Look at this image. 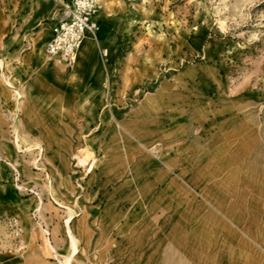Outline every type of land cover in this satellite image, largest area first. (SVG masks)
Masks as SVG:
<instances>
[{
  "label": "rangeland",
  "instance_id": "374dc122",
  "mask_svg": "<svg viewBox=\"0 0 264 264\" xmlns=\"http://www.w3.org/2000/svg\"><path fill=\"white\" fill-rule=\"evenodd\" d=\"M64 2L0 0L1 263L264 264V0H104L72 64Z\"/></svg>",
  "mask_w": 264,
  "mask_h": 264
},
{
  "label": "built area",
  "instance_id": "2783aa9c",
  "mask_svg": "<svg viewBox=\"0 0 264 264\" xmlns=\"http://www.w3.org/2000/svg\"><path fill=\"white\" fill-rule=\"evenodd\" d=\"M104 0H69L62 15L53 24V33L45 44L46 53L67 63H75L85 33L95 31L96 16ZM104 54H107L105 49ZM0 264L1 261H0Z\"/></svg>",
  "mask_w": 264,
  "mask_h": 264
},
{
  "label": "crops",
  "instance_id": "0c3cea01",
  "mask_svg": "<svg viewBox=\"0 0 264 264\" xmlns=\"http://www.w3.org/2000/svg\"><path fill=\"white\" fill-rule=\"evenodd\" d=\"M57 1H60V2H61L62 0H57ZM63 2H64V0H63ZM64 3H65V2H64ZM63 7H64V6H63ZM63 7H62V8H63ZM52 11H53V10H52ZM36 13H40V11H37ZM36 13H35V14H36ZM62 13H63V12H61V14L59 15V17L62 15ZM59 17H57V18L55 19V21H56ZM55 21H54V22H55ZM54 22H52V23H47V24H45V26H49L50 28L53 29V24H54ZM45 26H44V28H46ZM44 28H42L41 30H43ZM41 30H40V31H41ZM40 31H39V32H40ZM51 35H52V32H51L50 36L47 38V40L51 37ZM37 38H38V37H37ZM37 38H36V39H37ZM84 38H85V39H84V41H83V43H82L84 46H83V49H82V50H84V48H85L87 45H89V41H90V39H89V38H90V36H89V31L86 32ZM47 40H46V42H47ZM40 43H41V42H40ZM45 44H46V43H45ZM36 45H39V44H37V40H36ZM79 52H80V51H79ZM107 52H108V49H107ZM83 53L87 54V51H83ZM104 84H105V80H104ZM105 215H106V216H109L110 213H109L108 211L105 210Z\"/></svg>",
  "mask_w": 264,
  "mask_h": 264
},
{
  "label": "bare ground",
  "instance_id": "6f19581e",
  "mask_svg": "<svg viewBox=\"0 0 264 264\" xmlns=\"http://www.w3.org/2000/svg\"><path fill=\"white\" fill-rule=\"evenodd\" d=\"M88 32V31H87ZM89 32H94V31H89ZM52 33H53V29H52ZM86 34V33H85ZM83 41H84V39H83ZM91 170H92V167H91ZM73 246H75V245H73ZM75 249V248H74ZM76 250V249H75ZM69 262V261H68ZM68 262L66 263V264H68Z\"/></svg>",
  "mask_w": 264,
  "mask_h": 264
}]
</instances>
